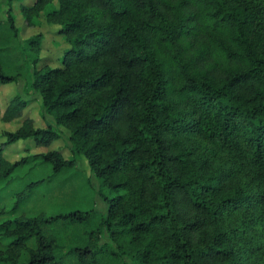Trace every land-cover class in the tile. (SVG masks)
Returning a JSON list of instances; mask_svg holds the SVG:
<instances>
[{
	"label": "trees",
	"instance_id": "16d2710c",
	"mask_svg": "<svg viewBox=\"0 0 264 264\" xmlns=\"http://www.w3.org/2000/svg\"><path fill=\"white\" fill-rule=\"evenodd\" d=\"M7 5L18 45L2 51L17 68L0 61V84L29 74L54 122L25 117L32 100L9 101L0 118L21 125L0 136V180L39 161L58 175L83 156L107 206L93 243L67 255L78 264H264V0ZM16 5L29 29H53L64 47L58 66L43 63V31L20 42ZM64 136L71 158L53 149ZM21 141L29 145L13 161L7 149ZM95 213L2 223L10 244L0 262L60 264L43 226Z\"/></svg>",
	"mask_w": 264,
	"mask_h": 264
},
{
	"label": "rangeland",
	"instance_id": "374dc122",
	"mask_svg": "<svg viewBox=\"0 0 264 264\" xmlns=\"http://www.w3.org/2000/svg\"><path fill=\"white\" fill-rule=\"evenodd\" d=\"M7 1L0 0V21L2 24L0 26V61L5 66L7 63L12 64L9 68L6 66L10 73L12 66L17 68L15 67L17 66V59H14L12 55H7L2 50L7 47L13 49L18 44L10 37L5 25L8 11ZM15 13L17 15V25L21 28L20 42H24L32 35L43 31L45 37V47L42 54L43 63L52 67L58 66L64 47H62L60 41L54 40L53 29H29L23 21L18 5L15 7ZM30 80L29 74L25 73L17 84H0V114L5 111L9 101L15 95H21L26 100H32V104L24 113L25 117L36 118L39 123L37 125L44 127L45 122L53 123L54 120L45 113L43 115L41 97L30 89ZM20 125L21 121L5 124L0 118V136L4 132L16 131ZM2 141L3 139L0 140V144ZM27 145H29L28 142L21 141L7 149L13 155V161L20 160L24 155L23 149ZM53 149L62 150L67 158L72 157L66 136L62 138V141L56 143ZM47 150V148H40V150L35 149L32 152L43 153ZM41 181L43 183L31 186V184ZM98 186L99 183L83 156L76 157L75 167L64 170L58 175L53 174L52 165L41 161L20 167L9 179L0 180V225L19 217L33 218L42 215L45 218H52L75 211H95L96 213L92 215L88 222L69 223L61 220L43 226L44 235L55 239L53 254L60 261V264H78L73 255H67L68 251L84 248L93 243L90 233L97 230L106 215L107 206L98 195ZM107 242H109V239L107 234L104 233L98 245L101 246ZM9 244L10 242L7 239L0 236V252L6 251ZM36 244L35 239H33L29 241L28 246L36 248ZM95 247L96 245L92 249ZM23 257L22 261L25 262L27 260L26 254ZM120 262V264H131L127 258L122 259ZM0 264L4 263L0 262Z\"/></svg>",
	"mask_w": 264,
	"mask_h": 264
},
{
	"label": "crops",
	"instance_id": "0c3cea01",
	"mask_svg": "<svg viewBox=\"0 0 264 264\" xmlns=\"http://www.w3.org/2000/svg\"><path fill=\"white\" fill-rule=\"evenodd\" d=\"M106 213V212H105Z\"/></svg>",
	"mask_w": 264,
	"mask_h": 264
}]
</instances>
